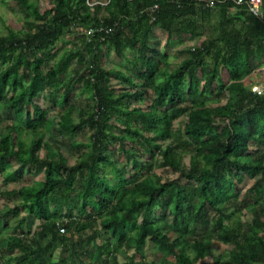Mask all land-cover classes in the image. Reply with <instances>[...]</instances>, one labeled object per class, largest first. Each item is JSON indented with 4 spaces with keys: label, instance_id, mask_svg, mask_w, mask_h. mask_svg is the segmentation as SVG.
Wrapping results in <instances>:
<instances>
[{
    "label": "trees",
    "instance_id": "obj_1",
    "mask_svg": "<svg viewBox=\"0 0 264 264\" xmlns=\"http://www.w3.org/2000/svg\"><path fill=\"white\" fill-rule=\"evenodd\" d=\"M15 1L23 26L0 34V264H264V87L243 84L264 65V18L192 0ZM155 28L165 45L204 38L171 67ZM109 52L128 66L105 68ZM26 176L41 180L9 188ZM214 242L229 249L213 256Z\"/></svg>",
    "mask_w": 264,
    "mask_h": 264
},
{
    "label": "rangeland",
    "instance_id": "obj_2",
    "mask_svg": "<svg viewBox=\"0 0 264 264\" xmlns=\"http://www.w3.org/2000/svg\"><path fill=\"white\" fill-rule=\"evenodd\" d=\"M35 3L37 4L38 10L42 13L46 9L50 7L49 0H34ZM100 3L105 4L107 0H98ZM22 9L19 6V4L15 0H2L0 2V34H4L6 32V28H10L12 30H20L23 26V20H22ZM204 38V37H203ZM203 38H190L188 36H185L183 38H178V37H173L170 43L168 45H165V39H166V34L159 29L155 28L153 30V33L151 35V43L153 44L154 47H156L162 54H165L168 58V63L170 64L171 67H174L178 65L180 62H182L184 59L187 58L186 51L188 48L193 47L194 45H198L200 41ZM73 37H65L59 42V50H55L54 54L56 56H59L62 54V49H69L72 47L73 43ZM67 43V45H66ZM64 47V48H62ZM128 57H132L134 53H131L130 51L126 50L125 51ZM108 61L105 64V68L107 69H112L113 67L118 68V69H124L127 65L126 62L124 61H118L112 52H109L107 54ZM221 78L224 81H228V75L227 73L223 70L221 73ZM113 85L117 87L119 91H123L124 89H129L127 86L123 84H119L118 82H113ZM243 84L246 86L250 85H256L257 87H264V65L261 67H257L254 72L252 73L251 76L243 80ZM252 86V87H253ZM131 92H134L135 89H129ZM230 93H227V97H229ZM148 98H144L143 103H141L139 106L143 109H146V104L148 103ZM228 99H225L221 101V104H224ZM42 102V100H39ZM209 107H216L219 106L217 102H212L208 105ZM180 125L179 122L175 123L174 127H178ZM55 127H50V124L46 125V132H45V142H51L57 141L55 138L56 133L54 132ZM25 134H23V137ZM185 163L187 164L188 162V157H185ZM157 173H160L159 170ZM108 175V173H107ZM34 180H41V176H26L22 181H19L18 183L9 186L10 189L13 187L19 188L21 185H31ZM11 205H7L6 202H4L3 199H0V214L4 213L7 209H11ZM6 222L8 223L9 226H13L16 223V219L12 218L11 216H7ZM30 225L35 224L34 220L32 217L29 219ZM31 227V226H29ZM28 226H25V229H29ZM3 231L5 234L12 233V227L8 228H3ZM225 249H229V246L223 245L218 242H214L212 247H211V253L213 256H217L221 253L224 252ZM58 251V250H57ZM121 252V251H120ZM123 254V253H121ZM119 254V260L122 262L124 261V256ZM131 253H128L130 255ZM162 254V248L158 246H154L151 244H148L145 248L144 252V258L147 261H151L153 259H158L160 258Z\"/></svg>",
    "mask_w": 264,
    "mask_h": 264
},
{
    "label": "built area",
    "instance_id": "obj_3",
    "mask_svg": "<svg viewBox=\"0 0 264 264\" xmlns=\"http://www.w3.org/2000/svg\"><path fill=\"white\" fill-rule=\"evenodd\" d=\"M192 2L197 4L202 10H212L218 5L231 4L237 8H243L245 11L256 17L264 18V0H192ZM252 90L260 92V88L257 86H254ZM60 231L64 232L63 229H60Z\"/></svg>",
    "mask_w": 264,
    "mask_h": 264
},
{
    "label": "crops",
    "instance_id": "obj_4",
    "mask_svg": "<svg viewBox=\"0 0 264 264\" xmlns=\"http://www.w3.org/2000/svg\"><path fill=\"white\" fill-rule=\"evenodd\" d=\"M263 11H264V8H263Z\"/></svg>",
    "mask_w": 264,
    "mask_h": 264
}]
</instances>
